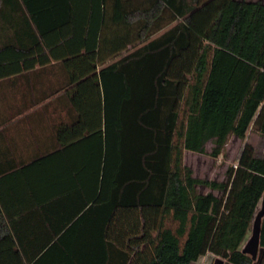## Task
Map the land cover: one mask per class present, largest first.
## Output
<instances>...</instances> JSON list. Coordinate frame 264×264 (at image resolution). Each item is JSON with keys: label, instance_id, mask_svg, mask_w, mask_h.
I'll list each match as a JSON object with an SVG mask.
<instances>
[{"label": "trees", "instance_id": "1", "mask_svg": "<svg viewBox=\"0 0 264 264\" xmlns=\"http://www.w3.org/2000/svg\"><path fill=\"white\" fill-rule=\"evenodd\" d=\"M38 1L0 0V29L29 23L2 49L23 54L19 68L57 61L66 71L60 148L32 164L59 178L43 164L63 152L65 179L86 184L85 201L45 250L15 249L0 233L3 264H191L208 252L253 264L242 248L264 197V157L246 143L219 181L194 176L184 150L204 154L211 141L218 158L251 125L264 135V1L82 0V12Z\"/></svg>", "mask_w": 264, "mask_h": 264}, {"label": "crops", "instance_id": "2", "mask_svg": "<svg viewBox=\"0 0 264 264\" xmlns=\"http://www.w3.org/2000/svg\"><path fill=\"white\" fill-rule=\"evenodd\" d=\"M38 2L35 4L38 9L86 10L82 0H69V6L51 0ZM57 24L52 18H43L39 22L43 27ZM25 25L29 23L15 19L11 23L2 22L0 29V233L7 232L12 236L15 249L33 252L47 249L45 243L52 240L50 237L64 233L65 223L78 216L85 199L77 192L83 191L80 188L86 184L82 180L65 179L68 168L63 152H57L54 158L43 164V169L52 170L59 178H40L41 173L36 175L38 167L32 162L60 148L57 129L69 122V117L66 109L58 108H67L72 102L71 99L58 98V89L64 91L71 86L64 89L66 71L58 66L57 61L19 68L18 65L24 63L23 54H11L2 49L9 39L20 37L21 27ZM67 25H82V22L72 21ZM58 111L61 112L59 116ZM78 233L81 232L75 230L74 234ZM4 245L0 244V247L4 248ZM74 247L76 244L71 239L66 248ZM3 261L0 255V264ZM56 262L48 256L42 264Z\"/></svg>", "mask_w": 264, "mask_h": 264}, {"label": "rangeland", "instance_id": "3", "mask_svg": "<svg viewBox=\"0 0 264 264\" xmlns=\"http://www.w3.org/2000/svg\"><path fill=\"white\" fill-rule=\"evenodd\" d=\"M246 143L253 145L257 156L264 157V135L251 125L245 139H240L235 135H231L224 147L223 153L218 158H214L209 154L213 147V143L209 141L206 145L207 153L201 154L187 150L186 153H184V164L193 169L194 176L224 181L227 179V171L229 168L234 167V163H238L239 156ZM198 190L202 193H206L211 189L204 185H199ZM214 192L220 193L219 191ZM260 206L261 204L259 208ZM224 261L222 257L208 252L191 264H223ZM253 264H264V249L260 250L259 256L254 260Z\"/></svg>", "mask_w": 264, "mask_h": 264}, {"label": "water", "instance_id": "4", "mask_svg": "<svg viewBox=\"0 0 264 264\" xmlns=\"http://www.w3.org/2000/svg\"><path fill=\"white\" fill-rule=\"evenodd\" d=\"M264 217V197L261 202V206L257 211L255 218L252 222L251 233L244 244L242 251L248 255H250L253 260H256L259 256L261 247V229H262V220Z\"/></svg>", "mask_w": 264, "mask_h": 264}, {"label": "built area", "instance_id": "5", "mask_svg": "<svg viewBox=\"0 0 264 264\" xmlns=\"http://www.w3.org/2000/svg\"><path fill=\"white\" fill-rule=\"evenodd\" d=\"M234 167H237V163L234 165Z\"/></svg>", "mask_w": 264, "mask_h": 264}]
</instances>
